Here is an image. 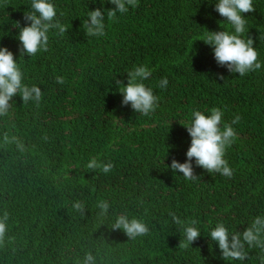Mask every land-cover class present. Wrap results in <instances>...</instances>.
Returning a JSON list of instances; mask_svg holds the SVG:
<instances>
[{
  "label": "trees",
  "instance_id": "obj_1",
  "mask_svg": "<svg viewBox=\"0 0 264 264\" xmlns=\"http://www.w3.org/2000/svg\"><path fill=\"white\" fill-rule=\"evenodd\" d=\"M49 2L68 31L50 30L48 51L21 56L15 23L25 26L32 0H0V47L13 53L22 83L43 94L39 105L14 96L0 116V217L9 215L0 264H83L89 251L95 264H262L259 247L246 246L244 261L222 259L210 232L222 223L242 233L264 217V0L242 14L243 35L253 38L262 65L245 76L218 66L203 42L206 30L235 34L214 10L218 0H138L114 20L105 13L103 36L86 35L84 24L89 11L114 8L109 0ZM141 65L152 72L143 83L159 97L147 116L122 106L114 82L126 86L127 73ZM212 108L224 113L221 129L229 124L236 133L224 156L233 176L208 173L193 160L199 180H187L169 166L186 160L193 111L207 116ZM5 133L26 151L5 144ZM93 158L114 167L89 169ZM101 200L110 205L105 217ZM75 201L85 203L84 217ZM169 213L198 222L201 236L187 249L179 247L184 225ZM121 214L144 221L149 233L128 239L112 230Z\"/></svg>",
  "mask_w": 264,
  "mask_h": 264
},
{
  "label": "clouds",
  "instance_id": "obj_2",
  "mask_svg": "<svg viewBox=\"0 0 264 264\" xmlns=\"http://www.w3.org/2000/svg\"><path fill=\"white\" fill-rule=\"evenodd\" d=\"M114 8L103 10V8L89 11L88 20L85 22L86 35L103 36L105 35V13L108 20H114L117 14L128 12L129 6L136 8L139 6L138 0H109ZM31 11L23 14L24 27H20V22L15 24L19 28L18 40L20 43L19 51L21 56L27 54L34 56L38 52H46L49 48V32L52 29L58 30V34L64 35L68 28L57 21L56 8L49 0H32ZM225 21L230 24L235 34L229 31H207V36L203 42L211 46L213 56L218 66L225 67L230 73H238L239 76H245L250 72L259 70L262 65L258 61V52L253 47L254 40L250 36L243 35L246 32L247 20L245 13L255 11L253 0H218L214 9ZM152 75L149 68L144 65L134 67L127 73L126 86L122 81L115 79V85L122 94V106L130 105L131 109L142 115H149L158 107L159 97L154 95L152 88L147 87L143 81ZM23 73L17 64L13 53L6 47H0V116L8 114L12 107L13 97L19 96L23 103L35 101L39 105L42 99V91L39 87H31L22 83ZM223 80V76H218ZM57 83L63 84L64 78L57 77ZM167 78H162L159 82L161 88H166ZM19 94V95H18ZM224 113L219 108H212L210 115H205L201 111H193V120L190 125L185 127L191 138L190 146L186 152L184 163L172 159L170 170L182 173L187 180L196 181L199 177L195 174L193 160L195 165L207 171L208 173H220L231 178L233 169L230 168L226 159H224L226 149L235 141L236 133L233 127L223 123ZM241 118L236 116L232 124L239 122ZM4 143H14L16 148L24 152L25 145L15 136L9 138L7 133L4 135ZM87 167L92 170L100 169L103 173H109L114 165L99 163L95 158L91 159ZM97 207L101 210L100 216H107L109 203L99 201ZM72 208L82 217L87 212L83 201H75ZM172 220L177 225H184L185 240L179 243V247L187 249L200 236V230L195 227L198 223L191 220L188 224L181 221L174 213H169ZM9 215L7 212L0 217V243H3L8 233ZM191 225V226H188ZM112 230H122L128 239H135L149 233L148 225L136 218L129 219L128 215H119L112 226ZM211 241H214L222 254L224 260L244 261L248 258L245 247H259L264 250V217L257 216L249 227L244 231L230 233L222 224L218 223L210 232ZM264 264V257H261ZM83 264H95V257L89 251L85 254Z\"/></svg>",
  "mask_w": 264,
  "mask_h": 264
}]
</instances>
